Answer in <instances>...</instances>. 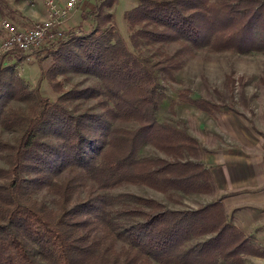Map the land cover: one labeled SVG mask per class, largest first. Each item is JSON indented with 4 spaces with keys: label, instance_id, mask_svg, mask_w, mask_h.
I'll return each mask as SVG.
<instances>
[{
    "label": "trees",
    "instance_id": "trees-1",
    "mask_svg": "<svg viewBox=\"0 0 264 264\" xmlns=\"http://www.w3.org/2000/svg\"><path fill=\"white\" fill-rule=\"evenodd\" d=\"M116 1L96 4L89 31L44 45L54 101L0 59V128L15 134L12 143L0 138V264H242L241 255H264L228 222L221 199L180 211L115 192L213 190L207 167L187 159L196 140L159 120L160 81H175L200 51L264 54V0H137L124 13L128 43L106 11ZM11 13L0 0V17ZM69 75L99 86L66 90ZM186 93L181 102L209 110ZM146 145L169 159L142 156ZM42 191L56 198L55 209L35 198Z\"/></svg>",
    "mask_w": 264,
    "mask_h": 264
},
{
    "label": "rangeland",
    "instance_id": "rangeland-1",
    "mask_svg": "<svg viewBox=\"0 0 264 264\" xmlns=\"http://www.w3.org/2000/svg\"><path fill=\"white\" fill-rule=\"evenodd\" d=\"M5 1L12 13L8 17H0V44L6 38L1 30L2 22L27 30L49 19L44 0ZM56 1L63 6L68 0ZM99 1L82 0L55 29L61 33L60 36L50 42L72 29L89 31L92 26L90 13ZM136 4L137 0H117L111 9L106 10L113 13L116 29L127 43L129 32L124 13ZM44 45H47L45 41L27 53L5 55L4 61L14 65L32 87L39 86L44 97L54 101L58 94L43 79V72L51 64V60L41 52ZM174 49L175 46H170L166 50L172 52ZM145 54L150 56L152 52L145 51ZM16 55H25L26 58L18 61ZM160 84L166 99L158 112L159 120L184 129L196 140V152L187 159L207 167L213 190L193 194L160 193L146 186L125 185L115 192L154 199L168 209L180 211L197 209L221 199L228 222L264 252V245L255 242L253 236L244 230L246 225L252 228L264 223V54L200 51L186 59L175 81H160ZM72 86H99V81L91 76L69 75L64 89ZM180 92H189L192 98L206 101L210 105L209 110L203 111L181 102L178 98ZM87 106L95 108L92 102ZM12 107L25 109L21 103H12ZM122 126L128 129L135 127L134 124ZM0 138L12 143L15 134L0 128ZM141 155L169 159L150 145L144 146ZM0 166L6 167L1 159ZM83 196L84 192L81 193ZM35 198L52 209L56 208V198L45 191ZM241 261L242 264H264V255H241Z\"/></svg>",
    "mask_w": 264,
    "mask_h": 264
},
{
    "label": "built area",
    "instance_id": "built-area-1",
    "mask_svg": "<svg viewBox=\"0 0 264 264\" xmlns=\"http://www.w3.org/2000/svg\"><path fill=\"white\" fill-rule=\"evenodd\" d=\"M81 1L68 0L60 6L56 0H44L49 14L48 21L37 23L27 30H20L9 22H2L1 30L5 32L6 38L0 44V59L4 55L16 52L27 53L31 49L40 47L42 42L60 36L61 33L55 29Z\"/></svg>",
    "mask_w": 264,
    "mask_h": 264
},
{
    "label": "crops",
    "instance_id": "crops-1",
    "mask_svg": "<svg viewBox=\"0 0 264 264\" xmlns=\"http://www.w3.org/2000/svg\"><path fill=\"white\" fill-rule=\"evenodd\" d=\"M244 230L248 232V234L253 236L254 238L253 240L255 242L264 245V223L261 225H256L255 227H252V228H248V225H246L244 227Z\"/></svg>",
    "mask_w": 264,
    "mask_h": 264
}]
</instances>
